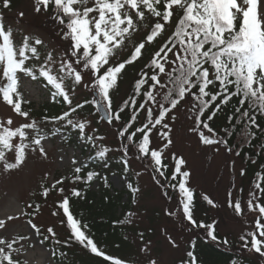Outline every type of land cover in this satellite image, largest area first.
Here are the masks:
<instances>
[{
	"label": "snow or ice",
	"instance_id": "obj_1",
	"mask_svg": "<svg viewBox=\"0 0 264 264\" xmlns=\"http://www.w3.org/2000/svg\"><path fill=\"white\" fill-rule=\"evenodd\" d=\"M12 8L13 0H2L0 103L10 111L0 116V178L12 181L20 177L33 156L48 160L47 124L56 125V132L71 127L80 140L96 149L94 158L103 161L104 167L108 166L109 153L113 151L120 153V164L126 174L131 171L133 158L144 162L145 171L151 169L152 181L163 196L172 199L169 189L178 193L177 207L174 211L165 209L166 216L186 222L190 230H203L217 245L229 246L227 236L218 235L219 221L206 223L196 218L193 173L185 156L174 150V133L177 113L185 109L187 134L216 155L223 152L241 157V144L254 146V141L264 139L261 135L264 124L260 123L264 119V0H34L33 11L49 16L67 43L59 54L44 50L45 42L33 39L30 34H21L17 41L15 30L5 23V11ZM17 15L23 18L25 12L19 11ZM145 56L148 59L134 83L133 94L114 106L113 96L121 77L129 66H135ZM41 85L48 89L52 101L67 105L62 114L40 119L32 115L28 93L32 89L42 91ZM78 87L92 94L91 101L74 103ZM89 103L97 111L103 106L101 119L108 125H119L117 148L98 145L97 141L105 137L87 134L91 121L75 118ZM129 109L132 115L125 120L124 114ZM221 112L227 113L226 122L217 127L215 121ZM237 133L239 141L234 140ZM255 156H264V143H260ZM248 160L257 163L252 157ZM71 165V176L54 178L50 172H43L37 186L30 189L25 207L16 204L14 211L0 216V264H29V249L50 240L60 246L74 242L108 264H130L100 247L90 226L73 212L72 198L84 199L83 193L74 186L66 192V182L75 185L96 178L110 187L108 177L99 172L82 176L85 166L76 157L71 158ZM235 165L233 159L230 165L233 172ZM135 175L139 177L141 172ZM245 175L246 168L241 166L239 176ZM116 182H123L133 204H138L142 193L138 184L130 182L127 175ZM242 193V188L228 191L225 204L242 225L249 226L239 236L242 250L264 259V172L256 174L246 199ZM52 194L60 197L53 202L51 214L60 216V223L69 229L66 241L56 238L53 227L43 229L34 222ZM201 198L212 209L222 207L207 194ZM136 216L137 212L128 211L117 223L132 225ZM22 217H27L31 235L15 231L14 222ZM33 235L40 239L32 240ZM165 235L173 249L180 247L176 239ZM139 239L142 242L139 251L147 257L146 264H163L151 255L152 242L143 243V232L139 233ZM49 255L56 258L66 253L51 251ZM186 256L180 264H199L193 251ZM230 264L239 261L232 260Z\"/></svg>",
	"mask_w": 264,
	"mask_h": 264
},
{
	"label": "rangeland",
	"instance_id": "obj_2",
	"mask_svg": "<svg viewBox=\"0 0 264 264\" xmlns=\"http://www.w3.org/2000/svg\"><path fill=\"white\" fill-rule=\"evenodd\" d=\"M34 0H23L18 7L12 8L11 11H5V23L11 26L15 30L16 40L20 41L21 34H30L33 39L39 38L45 42L46 51H55V53H63L67 47V43L61 38L59 28L49 18V16L40 13L37 14L33 11ZM24 11L25 16L18 18V12ZM128 53L125 52L126 56ZM146 60V57L142 61L138 62L135 66H129L126 74L121 77L118 91L113 96L114 106H119L124 100L130 97L131 84L134 80V74L140 70L141 63ZM138 68V71H137ZM135 74V75H136ZM136 78V77H135ZM41 90L32 89L30 93L31 104L37 107L43 106L50 102L48 97V89L43 85L40 86ZM85 99L91 101L92 94L83 88H77L74 95L75 102H83ZM92 108L83 109L82 115L76 116V119H87L91 121V126L88 129L89 135L104 136L103 141H97L98 145H104L113 149L119 146L117 139L116 127L108 125L103 119H101L95 105L89 103ZM67 107V105H66ZM10 109L4 104L0 103V116L6 115ZM185 109L178 111L179 119L176 123V131L174 133L176 145L175 151L178 154H183L188 160L190 170L193 175L191 178V185L196 191V201L199 205L195 212L196 218L206 223H211L213 220L219 221L217 225L218 235L223 238L227 236L230 241V245L225 247L217 245L204 235L203 230H190L186 227V222H181L177 217H168L165 215L164 210L171 208L173 211L178 205V193L169 191V196L172 199L162 195L161 189L152 181L150 172L151 169L145 171V164L142 161L132 159L131 171L126 174L110 173L104 175L108 177V184L110 185V194L114 195L115 192H124L122 203L127 204L129 200L132 201L131 194L123 182L117 183L116 179L119 178L123 181L127 175L130 182L138 184L142 193L139 194L138 204L131 202L128 211L137 212L135 217L136 222L132 225H121L124 229L123 233L112 238V244L106 249L109 254L127 259L130 264H146L147 257L140 253L139 248L142 247V242L139 239V233H144L143 243L148 241L152 242L151 255L163 264H180V260L187 259V252L193 251L200 261L199 264H204V259L212 258L215 255L212 253L198 250L197 244L206 243L211 244L213 247L232 253L239 257V259H247L254 264H264V259L260 258L258 254L248 253L246 250H242L241 241L239 236L248 229V225L241 224L239 218L233 216L231 209L225 204L226 193L228 191L235 192L237 189H243V197L246 199L250 188L253 187L255 180H250L245 176H239V168L245 167L240 157H231L225 155L223 152L216 155L210 150L203 149L198 143L195 137L187 134L186 128L189 122L184 116ZM142 119V116L140 117ZM19 122V120H18ZM78 137V135H76ZM63 134H60L56 138H49L50 143L47 144V150L49 158L46 161H41L35 156L29 160L28 168L21 174L20 177L13 179L12 181L0 178V216L5 212L14 211L16 204L19 207L24 208V201L30 197V189H34L37 186V181L43 172H50L52 177L60 178L62 175L71 176V158L76 157L80 163H82L84 156L95 154L96 149H93L85 141L80 140L79 137L75 139L77 145L73 147H66L62 141ZM240 140V137L237 141ZM244 144H241L242 147ZM84 151H87L84 154ZM131 155V151H130ZM63 157V160H61ZM112 159H120V153L113 151L109 153L108 161ZM236 160V171L233 172L230 165L231 161ZM171 163V162H169ZM171 170V168H170ZM139 171L141 175L136 177L135 173ZM115 174V176L113 175ZM70 185L68 182L65 184L66 192L71 187L78 186ZM232 185H235L233 188ZM105 187V183H95L92 190L97 191ZM207 194L215 199L221 208L212 209L205 201L202 200V195ZM58 195L52 194L49 197L47 205L42 207V214H39L35 223L41 226L43 229L51 226L57 233V239L61 241L68 240L70 231L66 225L60 223V216H53L51 212L54 210L53 202L59 200ZM27 210V209H26ZM127 211V212H128ZM27 217H22L20 220L15 221V231L18 233H28L31 235L30 228L26 225ZM251 219V217H249ZM165 233L176 239L180 245L179 248L173 249L167 242ZM126 237V239H125ZM40 237L32 236V240L38 241ZM27 242H25L26 244ZM55 243V240H50L49 245ZM119 244L120 247H115ZM67 247V246H66ZM68 249L75 253L74 260L65 258L67 264H107L94 255L90 254L87 250L83 249L79 245L70 243ZM53 251L47 246V242L44 245L37 244L34 248H30L28 251L29 264H48L51 260V264H56L49 253ZM204 258V259H203ZM74 261V262H73ZM242 264V263H239ZM252 264V263H251Z\"/></svg>",
	"mask_w": 264,
	"mask_h": 264
},
{
	"label": "trees",
	"instance_id": "obj_3",
	"mask_svg": "<svg viewBox=\"0 0 264 264\" xmlns=\"http://www.w3.org/2000/svg\"><path fill=\"white\" fill-rule=\"evenodd\" d=\"M23 0H13V8L18 7V5ZM0 5H2V0H0ZM146 60H144L141 63V68L143 63H145L148 59L147 56ZM138 71L137 68V74H134V80L131 84V94L134 92V83L138 77V74L141 71ZM136 77V78H135ZM30 107L33 109L32 115L36 117L37 119L42 118L45 115L53 116L62 114L63 111L66 109V105L63 103H56L54 101H50L46 103L43 106L37 107L34 104H31ZM88 109L92 108L90 105H85ZM228 111H231L229 109ZM83 110L80 111L79 115H82ZM226 114L225 112H221L219 114V119L215 121L217 127H222L226 122ZM132 115V110L129 109L126 114H124L125 120ZM260 123L264 124V119L260 120ZM56 125L54 124H47L45 126V132L49 136V138H56L60 134H63L62 141L63 144L66 147H73L77 145L75 142V139L78 138L76 135L77 131L72 129L71 127L62 128L59 132H56ZM54 133V134H53ZM264 135V134H261ZM240 137L239 133L234 137V140L237 141V139ZM260 143H264V139L259 140V142H253L254 146H245L243 145L240 148L242 149L241 157L240 159L245 164L246 168V178H249L250 180L256 181V174L259 172H264V168L261 167V165H264V156H255V152L259 150ZM87 151H84V154ZM95 154L84 156V159L82 161V165H84V171L81 173L82 176H85L88 172H99L101 176L109 175L110 173H117V174H124V171L122 170L120 159H112L110 161H107V167H104L103 161L97 160L94 158ZM248 157H252L253 159H256V164H251L248 160ZM169 171H171L169 169ZM95 183H103V180L96 178L90 183H84L83 181L78 183L77 188L83 193L84 199H78V198H72V204L71 208L75 214L82 217L84 222H86L91 229L92 235L95 237L96 241L98 242L99 246L101 245L106 249V247H109L112 244V238H115L117 235L122 234L124 235V229L121 228V225L117 223V221L124 219V214L128 211L131 200L128 201L127 204L122 203L124 192H115L114 195L110 194V187L106 186L104 188H101L97 191L92 190V187ZM171 190V189H169ZM199 205L196 201V211L198 209ZM195 211V212H196ZM47 246L49 249H52L53 251H56L59 253L60 251H63L66 253L65 258H69L71 261L74 260V257L76 256L75 253L71 252L68 249V246H60L56 245L55 243H51V245L48 244ZM45 242V243H46ZM198 250H202L203 253L208 252L215 255L214 259L206 258L204 259V264H230L232 260H238L239 263L242 264H254L253 262H250L247 259H239L236 255H233L232 253H228L225 251H220V249H217L213 247L211 244L206 243H199L197 244ZM63 257L57 256L56 258H53L54 263L56 264H67L65 259ZM103 262V259L100 258ZM74 262V261H73ZM105 262V261H104ZM108 264V262H106ZM200 263V261H199ZM73 264V263H72ZM75 264V263H74Z\"/></svg>",
	"mask_w": 264,
	"mask_h": 264
},
{
	"label": "water",
	"instance_id": "obj_4",
	"mask_svg": "<svg viewBox=\"0 0 264 264\" xmlns=\"http://www.w3.org/2000/svg\"><path fill=\"white\" fill-rule=\"evenodd\" d=\"M100 117H103L104 116V109H103V106H101L100 110L98 111ZM104 120V119H103ZM105 121V120H104Z\"/></svg>",
	"mask_w": 264,
	"mask_h": 264
}]
</instances>
